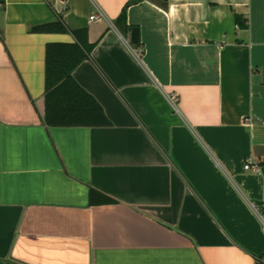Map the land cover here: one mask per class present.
I'll return each instance as SVG.
<instances>
[{
	"label": "crops",
	"instance_id": "1",
	"mask_svg": "<svg viewBox=\"0 0 264 264\" xmlns=\"http://www.w3.org/2000/svg\"><path fill=\"white\" fill-rule=\"evenodd\" d=\"M129 1L0 0V264L264 254V0ZM75 31L106 125L46 119L48 48Z\"/></svg>",
	"mask_w": 264,
	"mask_h": 264
},
{
	"label": "trees",
	"instance_id": "2",
	"mask_svg": "<svg viewBox=\"0 0 264 264\" xmlns=\"http://www.w3.org/2000/svg\"><path fill=\"white\" fill-rule=\"evenodd\" d=\"M137 0H130L127 7ZM126 7V8H127ZM126 9L120 20L125 21ZM239 25L245 26L238 16ZM126 22V21H125ZM35 31H66L62 19L38 25ZM74 44H54L47 53L46 119L55 126H101L109 123L101 105L74 79L73 70L88 56L94 44L86 39L85 31L74 32ZM264 264V254L257 258Z\"/></svg>",
	"mask_w": 264,
	"mask_h": 264
},
{
	"label": "water",
	"instance_id": "3",
	"mask_svg": "<svg viewBox=\"0 0 264 264\" xmlns=\"http://www.w3.org/2000/svg\"><path fill=\"white\" fill-rule=\"evenodd\" d=\"M159 4L160 6L167 8L168 7V0H151ZM131 42L138 43L140 41V31L138 27H131Z\"/></svg>",
	"mask_w": 264,
	"mask_h": 264
},
{
	"label": "built area",
	"instance_id": "4",
	"mask_svg": "<svg viewBox=\"0 0 264 264\" xmlns=\"http://www.w3.org/2000/svg\"><path fill=\"white\" fill-rule=\"evenodd\" d=\"M91 18L94 19L95 16H92ZM246 169H250V170H252L254 172H259L260 171V167L257 164H253V163H250V162L246 163ZM262 221H263V224H264V214H262Z\"/></svg>",
	"mask_w": 264,
	"mask_h": 264
}]
</instances>
